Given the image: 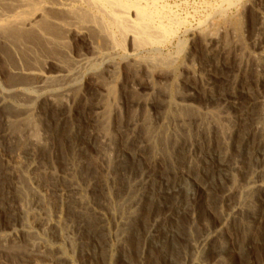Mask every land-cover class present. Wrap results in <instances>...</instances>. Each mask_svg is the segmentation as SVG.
I'll use <instances>...</instances> for the list:
<instances>
[{
  "label": "bare ground",
  "instance_id": "1",
  "mask_svg": "<svg viewBox=\"0 0 264 264\" xmlns=\"http://www.w3.org/2000/svg\"><path fill=\"white\" fill-rule=\"evenodd\" d=\"M239 1L240 0H222V2L226 4L227 8L225 7V9H223L221 7L220 8L218 7L216 12L220 16L225 17L227 16L226 15L227 10L236 7ZM175 4L176 3H174V5ZM222 4L220 2L221 6ZM238 5H237L238 7L241 6L240 4ZM243 7L245 8L246 4ZM244 8H242V10ZM251 8L253 10V7ZM251 8H249L250 11ZM174 10H175L174 7L171 4H169L166 0H0V61H1L0 111L2 115L1 124L3 126L2 130H0L1 142L5 141L10 147L12 146L16 147L18 145L23 144L24 146L26 145V147L28 148L29 147L32 148L33 146L36 148L38 147L40 149L41 148L43 149L44 146L45 147L47 146L43 144L42 141L40 140L41 138L37 136L38 132L35 131V128L32 129H34L33 131H35L37 134L33 131H32L33 133L31 132V134L30 132H28L29 135H27V137H26L27 131L22 132L21 130V126L22 127L25 126L27 122L30 121L29 112H31V107L40 100H44V103L47 104L48 106H51L52 104L58 101L60 105L64 104L62 106H65V108L67 109V111L62 112L60 114V118H58L59 123L65 124L66 122L68 121L70 122L71 120L70 108H68L67 102H72L73 104L77 96L78 95L84 96L87 90H89L90 93L98 94L99 99L98 101L96 100L97 103L89 109V112L92 113V120L94 122V126H92L93 128H91V131H89V136H88L89 139L87 140L88 144L86 142L85 143L87 145L89 144L91 146L93 145L92 146L93 148L96 145L97 152L100 155L99 156L96 153V155H98V157L97 156L96 157L100 162L99 164L100 170L98 171L97 169L98 167L94 166L92 168L93 170L90 168L93 172H91V170H89L90 172H86V168L84 167L87 166H85L83 162L81 163V159H80L78 163L71 164L69 167L67 166L68 168L66 169L65 172H62L63 174L61 176L57 175L54 171H51L49 173L50 174L49 178H51L55 182H57L60 179L62 181L63 180L66 181L67 188L65 192L64 190H62L61 192H58L62 194L61 195L58 194V195L60 197L65 195L66 198L73 196L74 199L67 198V199H71L70 202L68 201L69 205L66 200L67 206L70 207V210L72 208L73 212L75 211L78 215L80 214L82 215V212H84L85 214L88 213L93 217V219L95 218V222L96 219L98 220L97 221V223L99 222L98 229L96 230L94 229V231H88L90 228L88 229V227L83 224L85 222L82 221L77 224V232L79 234H84L86 230L85 227H87L88 232L86 235H89V237H91L92 239H95L97 237L100 238L99 236L101 235L103 239L101 248H103L106 251L107 256L110 255V258L107 260L108 264H112V260H113L112 254H114L115 251L113 250L114 248H112L111 247L112 245L110 244L112 242L111 239H116V234L114 232L113 234L115 235H113L111 230H109L107 226L108 225L107 219L103 211L104 202L101 205L95 204L98 207L95 208L94 204L88 202L84 197V195L86 196L87 193H89L90 195H94L97 189H99L104 195L106 210L111 212V213L109 212V215L114 221L115 231L117 234L118 233L122 234L127 229H130L128 227L132 226L130 225L131 221L132 223H135L138 219L140 220L142 215L140 213V211L142 210L141 207L143 206L146 197L149 196L148 192H150V190H152L154 186L158 187V195L161 194L162 196V197L160 196L161 199H164L169 194L177 193V201H176L177 216L179 212L187 211L186 212L187 217L190 218L189 222L184 224L186 225L184 226V230L182 231L184 232V234L183 233L178 234V237L181 238L182 240V244L181 245L179 244L177 248L179 250L177 252V264H222L219 260L220 259L222 260L223 255L224 256L228 255L233 250L231 244H227L226 242L223 243L224 241L223 239H225L226 236H229L228 234H230L231 232L230 226L237 225L238 228L242 230L241 232H243L244 240L243 243L239 245L238 248L239 251L240 249L242 251L247 250L249 247V243H251L249 241L250 238L254 236V234L252 233L253 234L252 236V234L250 233L251 230H253L250 228V226L253 225V227L255 228L258 227V232H260V230L263 231L261 229L262 227L264 229V142H263L264 93H260V92L258 93V91H256L255 93L256 95H254V97L252 98V102L251 103L249 102V104H246L247 106L244 107L240 103V100H238L239 99L238 97H240L239 95L243 93V89H244L243 83H245L246 80L244 81L239 80V82H237L235 78L234 79L232 78L234 82L233 81L227 82L228 90L225 93L221 92V94L219 92H213L209 88H205L206 103H208L209 105H213V104H220L221 101H224L225 103L224 107L226 108V111L231 110L235 113L233 116L234 121L231 124L232 125L231 127H229L230 125L229 126L227 125L228 123L225 125L224 123L226 122L221 123V125L217 126L218 131H220L219 135L221 136V143H222L221 149L219 148L218 151L214 150L211 144V136H210L211 134L209 130L210 128L208 126L209 123H207L206 126L208 127H206L204 125L206 122L203 120L201 121L199 119L200 122H205L203 124L205 127H196L198 130H202L206 134V135L204 134L205 136L204 144L196 141L191 142L192 138L189 131L190 127H187L185 125L183 128L180 129L183 131V132L181 131L182 132L181 136L177 134V141L175 140L176 135L172 136L174 137L175 142H177L176 144L177 149L172 150L171 148L172 151L170 154L171 156L166 157L168 156L169 148H167L166 145L164 146L163 149L157 148V144H159L157 143V141L159 139L162 140L163 138V141H166V143L169 142L168 141L169 139H167V136L171 135L170 133H169L170 135L168 134L169 128L167 127L168 132L164 131V133L162 130H165L166 127L164 129L161 128L162 130L159 128L162 131V133L158 135V127L156 128L157 131L154 130L155 129L154 127L153 130L155 132L153 130H151V132L148 131V134L146 133L147 138L145 139V145L149 148L148 150L151 152L152 161L151 160L150 161L152 162V164L149 165V167L147 168L145 167L136 168L138 174L134 172L132 173L131 172L132 170L130 169L129 166H128L129 168L128 167L126 168V166L119 168L118 166V165H124L123 163L125 162L126 155L128 154L120 153L121 151L120 152L116 151L117 149H115L114 147L117 146L118 143L117 145L114 144L115 146L111 145V143L113 144L112 140L115 141V139H113L114 135L112 136L110 131H112V133L113 131H116L118 133L120 132L119 136L123 132L126 133L127 131H130L131 138L128 137L125 139H127L129 144L133 145L134 138L132 137H134L135 134L132 136V132L134 130L133 127L134 124H132L131 126V124L128 123L129 121L125 123L121 120H117V118L120 119L121 117H118L119 116L118 114L120 113L117 112L118 110H116V108L112 110L115 106L114 107L112 106L109 99L114 95L113 92L114 89L109 86L110 83L109 81L113 79L115 80V77H119L118 72L121 70L124 71L122 72L123 77L121 79L122 80L121 92L123 95L126 92L131 93L132 90L134 92L135 91H140V93L144 92L145 89H143L144 87H142V85H139L138 89L135 90L132 87V85H130V83H133V81L137 80L138 75L139 76L144 75L145 77H149L151 75L150 73L151 70L159 66L160 61L159 60L157 61V58L162 55V50L168 47V45L171 44L173 41H176L175 46L178 49V52L181 51L182 50L181 47L183 46V42L181 40L182 34L186 36L187 34H190L195 39L200 41L203 50L205 51L204 53L206 54V58L211 59L213 57L212 48H215L217 46L216 44L218 43L219 45L220 42L218 40L219 32L223 30L224 33L225 32L228 33L226 29L229 28L228 24L230 23V21H228L229 23L226 26L224 25L226 19L225 20L223 19L224 23H222V25L220 23L218 24L216 23L217 25L214 24V27L217 29V32L221 29L218 32V35H216L217 32L214 33L213 31L212 32L210 31V28L213 26L212 22H210L211 27H209L210 25L208 26L206 25V27H209L207 29L205 28L206 30L202 29L201 23L200 24L198 23L199 26H197L195 30L193 29L194 30L193 31L192 28L191 29L188 28L191 24L189 25L188 23L189 26H187V19H186L187 16L182 17ZM246 11H244L243 13H245ZM258 14L260 13H257V16ZM211 16H213V14ZM214 16L216 17V15ZM254 16H256V13ZM259 18H260L259 27L258 28L256 27L255 30V32H257L255 36H257L258 39L256 41L254 40L255 42L254 41L253 42L256 44L254 43L253 44L254 46H257V49L260 52L257 53L258 50L255 51L254 49L255 53L257 54V55L254 54L255 55L254 56L253 55L254 52L253 53L250 51L247 52V50H245L242 46H239L238 49H235L236 51L238 50L237 51L238 53L235 50H233L237 53L236 58H238V63H237L238 68L235 71L236 73L234 76L236 78L243 79L244 76L240 74H244L246 69L250 67L252 68V70H255L256 72L260 71L258 72L260 73V76L258 75L256 84L263 85L264 84V49H263L264 46L262 47V45L264 44L261 45L260 43H262V41L264 40V33H263L264 17L260 15ZM217 20L218 18H216V21ZM213 21L215 20L213 19ZM202 24H204V22H202ZM256 24L258 25V22H256ZM231 26L230 28L232 29ZM238 27H239V23L237 22L234 25L232 31H234V29H236L235 31H238L237 30ZM258 41L261 42L257 43ZM223 42H221V44H223ZM234 43H236V45L238 46L237 42ZM83 49L85 51L84 53H82ZM178 52L175 53L178 54ZM165 55L168 56L167 52ZM117 57H120V61L116 64L114 60ZM160 60H162L160 64H162L164 68L166 67L165 71L168 72L167 69L171 66L172 62H170L169 65V63L164 61V58L163 59L161 58ZM85 68L91 70V73H89L90 74L89 76H91V81L89 83L86 82L87 79L85 80L87 74L85 75L84 73H82V70ZM218 68L220 70H223L224 67L221 66ZM107 81L109 83H107ZM140 81L142 80L140 79ZM208 83H206L208 86H211L213 84V83L211 84V82L209 84ZM223 84L225 83L223 82ZM220 86L222 87L223 85ZM134 95L135 94H133V96ZM189 96L192 99L194 98L193 94H190ZM113 100H114V96L112 101ZM132 100L133 99H131V102H133ZM180 101L184 102L185 99H180ZM108 102H110L109 103V105H111L110 108L108 106ZM139 102L140 101H135V100L134 103L127 102L129 104L128 105L129 107L128 106L126 107H128L129 109L131 107L132 108L141 107ZM113 105L115 104L113 103ZM123 105L124 104H122V106ZM111 107L113 108L111 109ZM116 120L119 122V124L117 123L118 125H116L117 122ZM225 120L229 121L231 119L226 118ZM238 122L240 123L242 122V124L248 123L249 125L248 126L249 130L248 131L246 130L248 133L247 132L244 134L241 133L243 135H240L241 137L239 141H237V139L239 137L241 128L240 129L238 128L239 126ZM135 123L138 122L135 121ZM201 124H199V126ZM25 128L27 129L28 127L25 126ZM177 128H180V126L179 127L177 126ZM16 129L18 131H16ZM116 134L117 133H115V136ZM31 135L32 137H28ZM179 139L181 140L183 139L184 141L179 142ZM256 140L258 143L256 142ZM251 141L253 142V145H255V143L257 144L255 146L252 145L253 146L252 152L248 153L247 149ZM143 142H137L136 145L142 147ZM236 142H238L239 145H237ZM126 144L127 143H125V145ZM74 145H76L75 142H73L72 149L75 148ZM236 145L239 146L237 147V151H235L238 152L237 155H235L236 153H234V149ZM200 147L204 148V150L200 151L199 150ZM22 148L24 149V147ZM132 148L134 149V147ZM27 151L28 149L24 154L25 161L27 159L29 160L37 159V162H39V160L41 161V159H39L37 152L35 153V152H31V151L27 152ZM137 152L134 153L133 150V155L131 156L132 163L138 162L137 161L138 157L136 155ZM172 154L174 156L175 154H177V156L185 157L183 159L187 160L186 162H188L187 165L188 167L187 169L181 167V169L176 170V168L174 169V167H172L173 164H170L169 168L172 167L174 169L171 171V174L177 176V181L169 180V177L166 175L167 180L163 182L161 181L159 183L157 179L158 175L155 173V169H154L158 161L157 159H160L162 158L161 156H164L165 159L169 158L168 160L170 161L172 158ZM242 155L243 156L247 155L248 157L247 164H246L247 162L246 159H244L243 157L242 158L245 160V162L242 161V159L241 160L238 159ZM215 160L219 162L218 164L219 166L216 169L213 167L214 166L213 162ZM117 162L120 164L116 165ZM200 162L201 164L203 163L202 166H200L199 164ZM189 163H192L194 165H191ZM191 166H195L193 167L194 169L190 168ZM35 167L36 166L33 165V163L31 165H28V169L32 172L36 170ZM20 168H23V166L13 167L12 169V171H14L15 169L14 172L17 175L16 180L14 177V180L16 181L15 183H13L14 188L20 197L18 201L19 203L12 210V213L14 215L13 227L17 228L18 230L17 231L15 230V233L12 235L9 234L10 236L8 237H3V238L0 237V245L3 247L6 246V244L11 240L10 238H12L13 236L18 237L20 233L27 234L28 239H29V234L37 237L34 233H32L29 230L30 227H28V217H30L31 219L36 218L37 214L36 213L34 214V212H36L37 210H35L34 208L35 206H34L32 207V209L34 208L35 211L33 212L32 210L30 212L31 214L29 213L31 209L29 210V207L27 206L28 192L26 191H28V188H30V184H29L30 182L26 184L27 179L23 175L24 171L20 170ZM132 169L134 170L135 168ZM190 170L194 171L195 176H192ZM214 174L218 176V179L222 178L221 184L219 183L220 185L217 187L218 189L215 190L214 193L215 200L213 201L214 209H218L220 211V215L216 222L212 221L214 223L211 226L207 225L201 231L200 234L197 233L196 237L193 238L192 231L194 233L196 229L198 230L197 228L198 226L196 227V224L198 222L196 221L197 219L195 216L196 214L198 215V217L200 216L197 206H200L201 204L200 202H202V198H203L202 193L205 192L206 188L204 186H206V182H208V180H213ZM87 175H91V177H88ZM96 175L99 176L100 180L98 178H95ZM238 175L240 179L239 178L237 179ZM21 176L26 180V182L24 183L23 181L24 179H20L21 182L23 181L22 183L25 184V187L22 186L23 184H21L19 180V177ZM77 176H79L80 180H83L82 183L84 184L82 185H85L83 189H81L80 185L78 184L80 181L77 180L76 178ZM197 177H200V179L199 178L197 179ZM92 178L98 180V181L96 180L97 181L96 184L95 182L90 181V179ZM84 190L86 192H83ZM35 192L36 191H34L33 193L35 194ZM53 192L57 194L56 189ZM34 194L33 197L37 198L38 196L37 192L36 195ZM111 195H113V198L115 197L120 199L122 197L123 198L122 200H124V202L125 199L127 201V206L126 208H124L123 206L124 203L121 200L122 204H121V208L120 206H118V210L120 211L117 213V217H115V215L112 214V210L114 208L112 206L113 203H111L112 202L111 200L112 197L110 198ZM119 195L121 197H119ZM182 197L185 199L186 203L183 201ZM37 199L39 200V198ZM37 199L36 200L32 199V202L33 200L34 202L36 201L38 202ZM119 199L118 200L114 199V200L118 202ZM152 199H154L152 200L153 204L156 205L157 207H162V208L163 206L165 207L164 202H161V200L158 197L153 198L152 196ZM29 201L31 204L32 203L31 200ZM122 209L123 210L127 209L125 211L127 213L125 214ZM132 209L133 210L135 209L136 212L135 213L130 212V210ZM40 211L41 209L39 210V212ZM113 211H115V209ZM41 212H43V210ZM160 213L155 214V216L150 218L151 221L148 224V227L146 228V230H144V232L142 230V232L144 233L143 236L145 235V237L142 240L143 244L139 250L140 252L138 251L140 255L139 264H144L143 263L144 259L147 258L146 255L148 256L150 249L156 246L157 242L155 244L154 240L157 237V232L161 231V234H163V236L167 235L168 228L166 227L165 224L170 219L171 215H168L166 213H162L161 215ZM208 213H210V211ZM37 216L40 217V215ZM45 216L47 217L48 215ZM81 217L84 218V216ZM58 220L60 221V218L57 219L56 222L54 223L51 222L49 219L47 220L45 218L44 221L40 222V224H42L44 228L46 227L45 229H49V230L54 229L53 231H56V233L58 234L57 237H59L61 242L65 244V247L66 245L69 244L71 245V241H70L71 235L69 234L72 233L71 231L74 228L69 230L70 226L68 224V229H67L68 232H66L67 224H64V226L66 225V228H64V226L62 227L60 224H58L59 222ZM195 221L197 223H195ZM127 232L128 231H126L125 233L127 234ZM132 233L134 235V232L131 231V234ZM139 234L142 233L139 232ZM250 234L251 236H249ZM260 234L261 237L258 236L259 239L257 243L264 244V233L260 232ZM158 235L160 237V234ZM80 236L79 238H81ZM33 239L35 238L33 237ZM40 240H42L43 242L41 243L36 242L37 239L35 242L32 240H26V243L30 250L29 252H31L32 257L33 254H37V253L45 254V255L50 254L49 256L52 255L54 257L56 264L57 263L73 264V262L64 252L63 249L61 248L58 249L54 245H53L54 247L49 245L47 242L44 241V239H40ZM117 241L118 240H116V242ZM183 241L185 242L183 243ZM11 242L14 241L11 240ZM217 242L219 243V245L215 246V248L217 247L214 250L216 251V253L214 254L211 260H206L205 259L206 254L208 255V253L212 251L211 246H213ZM79 246L82 245L79 244ZM79 246L77 247L76 245L77 251H78L77 248H79ZM86 246H90V245H86ZM118 251H119V247H118ZM38 257L40 256L38 255ZM33 259L34 258H32L31 260ZM172 264H176V263H172ZM260 264H264L263 261H261Z\"/></svg>",
  "mask_w": 264,
  "mask_h": 264
},
{
  "label": "rangeland",
  "instance_id": "2",
  "mask_svg": "<svg viewBox=\"0 0 264 264\" xmlns=\"http://www.w3.org/2000/svg\"><path fill=\"white\" fill-rule=\"evenodd\" d=\"M166 1L174 7V9H175L174 11H176L179 15H181L182 17L187 16L186 17L187 26H189L191 24L188 28H190V29L192 28V30L193 29L195 30L197 28V26H199L200 23L202 25V29H205V28L207 29V28L211 27L210 22H212L213 26L210 28V31L211 32L213 31L215 33V32H217V29L214 27V24L217 25L218 23H220L222 25V23H224L223 19L224 20L226 19L224 25L227 26V24L229 23L228 21H230V23L228 24L229 28L227 27L228 29H226V31L228 33H226V32L224 33L223 30L221 32H219L221 29L218 31L219 35L217 32L216 35H218V40L220 42H219V45H218V43L216 44L217 48L216 47L212 48L213 49V51H212L213 57L211 59L206 58V54L204 53L205 51L203 50V47H202L200 41L195 39L190 34H187V36L182 34L181 40L183 42V46L181 47L182 50L180 49L181 51L178 52V49L175 46L176 41H173L171 44L168 45V47L164 48L162 50V55L157 58V61L158 60L160 61L159 66H157V67H155V69L151 70V72H150L151 75L149 77H145L144 75H140V76L138 75L137 80L133 81V83H130V85H132V87L135 90L138 89L139 85H142V87H144L143 89H145L144 92H141L142 94L140 93V91L134 92L133 90L131 93L126 92L124 95L122 94V92H121L122 80L121 79L123 77L122 72H124V71L120 70L118 72V75L120 78L115 77V80L114 79L110 80V81L108 80L110 83L107 81V83H109V86L114 89V91H113L114 92V95H113L114 96V100H113L114 102L112 101L113 96L109 99V101L111 102L113 107L115 106L114 108L111 107V109L113 108L112 110H114L116 108V110H118L117 112L120 113V114H118L119 115L118 117H121V118L120 119L117 118V120H121L125 123H127L129 121L128 123L131 124V126H132V124H134L133 125L134 130L132 132V136L135 134L136 137L135 136L132 137V138H134L133 145H136L137 142H143L144 141L142 147H139L138 145L133 146V145L129 144L127 139H125L128 137L131 138V132L130 131H127L128 133L123 132V133H121L120 136H119L120 132L118 133L116 131H113V133H112V131H110L111 135L112 136L114 135L113 139H115V141L112 140L113 144L111 143V145L115 146L114 144L117 145V143H118V145L114 147L115 149H117L116 151L117 152L121 151L120 153H124V154L127 153L128 154V155H126L125 162L123 163L124 165H118V164H120L118 162L116 165H118L119 168L123 167V166H126V168H127L129 166L130 169L132 170L131 172L132 173L134 172L137 174H138V172L136 171V168H141V167L147 168V167H149V165L152 164L151 152L148 150L149 148L145 145V139L147 138L148 131L151 132V130H153L154 127H155V129H154L155 131H157L156 128L158 127V135L160 133H162V131L164 133V131H167V129L169 128L168 129L169 132L167 131L168 134L169 133L171 134V135L169 134L170 136H167V139H169L168 140L169 142L166 143V141H163V138H162V140L159 139L157 141V143H159V144H157V148L163 149L165 145L167 146V148H169V153H168V156H166V157L171 156L170 155L172 152L171 148H172V150L177 149V145H176L177 142H175V140L177 141V134L181 136L183 131L180 129L183 128L185 125L187 127H190L189 131H190L191 138H192L191 142L196 141V142H200V143L204 144L205 143V136H204L205 133L202 130H198L196 127H205L207 125V123H209L208 126L210 128L209 130H210V134H211L210 136H211L212 147L216 151H218L219 148L221 149V145H222L221 136L219 135L220 131H218L217 126L221 125V123L226 122L224 124L226 125L228 123L227 125L228 126L230 125L229 127H231L232 126L231 124L234 121L233 116L235 113L231 110L226 111V108L224 107V105H225L224 101H221L220 104H213V105H209L208 103H206L205 102V96H206L205 88H209L213 92H219L221 94V92L225 93L228 90L227 82H232V81L234 82V80H233L234 78H235V80H237V82H239V80L240 81L246 80L245 83H243L244 84L243 93L242 94L240 93L241 95H239L240 97H238L239 98L238 100H240V103L244 107L247 106L246 104H249V102L250 103L252 102V98L254 97V95H256L255 94L256 91H258V93L259 92L264 93V84L263 85L256 84V80L258 78V75L260 76V73H258V72H260V71L256 72L255 70H252V68L248 67L244 74H240V75L244 76L243 79L236 78L234 76L236 73L235 71L238 68L237 67L238 58H236L238 50L236 51L235 49H238L239 46H242L245 50H247V52H249V51L252 53L254 52L253 55L254 54L257 55L255 53V51H257L258 49H257V46H254V44H256L254 42L258 38H257V36H255L257 33V32H255V30H256V27L257 28L259 27V21H260L259 16L261 15L264 17V0H240L241 2L239 1L237 3V5L240 4L241 6L238 7L239 5L238 6L236 5V7L231 8L230 10H227V13H226L227 16H225V17L220 16L216 12L218 7L219 8L221 7L223 9H225V7L227 8L226 4H224L222 2V0H218V1L217 0H170V1L166 0ZM183 2H185V3H183ZM220 2H221V4L223 3L222 6L220 5ZM174 3H176L178 5H176V4L174 5ZM243 3H244V5L246 4V7L248 9L246 7L245 8L243 7L244 6ZM218 5H220V6H218ZM251 7H253V10ZM212 8H213V11H212ZM242 8H244L248 11H246L244 9L242 10ZM249 8H251V11L249 10ZM244 11H246V12L243 13ZM253 11H255V12H253ZM255 13H256V16H254ZM257 13H260V14H258V16H257ZM212 14H213V16L216 15V17L211 16ZM216 18H218L217 21H216ZM213 19L215 21H213ZM202 22H204V24H202ZM235 22L239 23V27L237 29L238 31H235L236 29H234V31H232L234 25L236 24ZM256 22H258V25L256 24ZM188 23H189V25H188ZM205 23H207V24H205ZM206 25L207 26L210 25V26L206 27ZM229 25L230 26L233 25V26H231L232 29L230 28ZM244 25H246V26H244ZM230 31H232L233 33ZM237 32H238V34H237ZM251 33H253V34H251ZM231 35H233V36H231ZM232 38H233V40H232ZM226 41H228V42H226ZM221 42H223V44H221ZM234 42H237L238 46ZM260 42L258 41L257 43H260ZM263 42H264V40L260 44L261 45L264 44ZM263 46L264 45H262V47ZM254 49H255V51H254ZM263 49H264V47H263ZM233 50H235L237 53ZM84 52L85 51L83 49L82 53H84ZM166 52H167L168 56L165 55ZM175 52L176 53L178 52V54H176ZM259 52L260 51L258 50L257 53H259ZM252 53H251V55H252ZM160 57L162 59L164 58V61L169 63V65H170V62H172L171 66L167 69L168 72L165 71L166 67L164 68V66L162 64H160L162 61V60H160L161 59ZM168 57H170V58H168ZM114 61L117 64L120 61V57L115 58ZM0 64H1V61H0ZM221 66L224 67L223 70H220L218 68ZM160 72H161V74H160ZM82 73H84L85 75L87 74L85 80L87 79L86 82L89 83L91 81V76H89L90 75L89 73H91V70L85 68L82 70ZM140 79L142 81H140ZM208 82L209 83L211 82V84L212 83L213 84L211 86H208L206 84ZM223 82L225 84H223ZM220 85H223V86L221 87ZM256 89H258V90H256ZM88 91L89 90H87V92H85L84 96L78 95L76 100L73 102V104H72V102H67V104H68L67 106H68V108H70V117H71L70 119L71 120H70V122L68 121L65 124L59 123V120H58V118H60V114L64 111H67L65 106H62L64 104L60 105L59 102L57 101L54 104H52L51 106H48L47 104L44 103V100H40L39 102H37L35 105H33L31 107V112H29L30 113L29 114L30 115L29 116L30 121L27 122V124L25 125L28 128L26 129L25 126H23V127L21 126V130H22V132L27 131V133H26V137H27V135H29L28 132H30V134H31V132L34 130L32 128H35V131H37L38 134L35 131H33V132H35L37 134V136H39L41 138L40 140L47 147L44 146L43 149L42 148L40 149L38 147L36 148V147L32 146L33 149L31 147H29L31 149L30 150L28 147H26V145L24 146L23 144L18 145L16 147L15 146L10 147V146H8V144L5 141H2V142L0 141V237L1 238L8 237V236L14 234L15 230L16 231L18 230L17 228L13 227L14 215L12 213V210L17 206V204L19 203L18 202L19 198H20L19 194L15 191L14 184H13L16 182L15 180L17 177V175L14 172L15 169H14V171H12L13 167H18V166L22 167L23 166V168H20V170L24 171L23 175L26 177L27 182L22 176L19 177V180L24 179L23 181H24V183L26 182V184L30 182L29 183L30 188H28V191H26V192H28L27 193L28 194L27 195L28 196V199H27L28 205L27 206L29 207V210L31 209L29 211V213L32 210H33V212L35 210H37L36 212H34V214L36 213L37 215H40V217L36 215V218H34V219L33 218L31 219L30 217H28V227H30L29 230L32 233H34L37 237L29 234V239H28L27 234L20 233L18 237L13 236L12 237L13 239L10 238L14 242H11V240L9 239L10 241L7 243L8 245L6 244V246H4V247L0 245L1 246L0 247V264H33V262H34V264H56L54 257L52 255L49 256L50 254L45 255V254H38V253L33 254L32 253L33 254V257H32L31 252H29L30 250L28 248L26 240H32L35 242L36 239H37L36 242L41 243L43 241L40 239H44V241L47 242L49 245H51V246L54 245L58 249H60V248L63 249L64 252L71 259L73 264H108L107 260L110 258V255L107 256L106 251L103 248H101V245L103 243L102 242L103 239H102L101 235L99 236L100 238L97 237L98 239L97 238L92 239L91 237H89V235H86L88 231H94V229L95 230L98 229V226H99V222L97 223L98 220L96 219V222H95V218L93 219V217L91 215H89L88 213L85 214L84 212H82V215L81 214L78 215L75 211L73 212L72 208L70 210V207L67 206V202L68 201L70 202L71 199H74L73 196L67 197V198H71V199H67L65 195L60 197L59 195H61L62 193H58V192H61L62 190H64V192H65V190L67 188L66 181L63 180L64 181L63 182L60 179L57 182H55L54 180L49 178L50 177L49 173L51 171H54L57 175L61 176L63 174L62 172H65L66 169L71 164L78 163L80 159H81V163L83 162V164H85V166H87V167H84V168H86V172H90L89 170H91L94 166L98 167L97 168L98 171L100 170V165H99L100 162L97 159L99 153L97 152L96 145L94 146V148L92 147L93 145L92 146L90 144H89L90 146L87 145L88 144L87 140L89 139L88 138L89 131H91V128H93L92 126H94V122L92 120V113L89 112V109L97 103L99 98H98V94L90 93V91L89 92ZM132 93L135 95L133 96ZM136 94H138V95H136ZM190 94L194 95V98H193L194 100L189 96ZM130 98L133 99L132 100L133 102H131ZM188 98H190V99H188ZM180 99H185V101L181 102ZM134 100L140 101L139 103H140L141 107H138V108L137 107L136 108L131 107L129 109L128 103H134ZM7 101H9V100H7ZM110 102H108L109 108L111 106V105H109ZM113 103L115 105H113ZM121 103L124 105L122 106ZM126 106H128V107H126ZM145 106H146V108H145ZM35 108H37V109H35ZM182 111H183V113H182ZM255 111H256V108H255ZM177 114H178V116H177ZM1 117H2V115H1V111H0V130H2V128H3L2 124H1ZM226 118L231 119V120L226 121L225 120ZM172 119H174V120H172ZM186 119H188V120H186ZM199 119L201 121L202 120L205 121L206 123L200 122ZM214 119L216 121L219 120L220 124H219V121L216 122ZM189 120H190V122H189ZM135 121L138 123H135ZM187 121L192 125V127ZM117 123L119 124L118 121L116 122V125H118ZM151 124H153V125H151ZM199 124H201V125L199 126ZM238 125H239L238 128L239 129L241 128V129H240V133H239V137H238L237 141H239V139L241 137L240 135H243L244 133H246L249 130L248 123L242 124V122L241 123L238 122ZM142 126H143V128H142ZM177 126L178 127L180 126V128H177ZM208 126H206V127H208ZM23 128H25V129H23ZM159 128L160 129L165 128V130L161 129L162 130L161 131ZM131 129H133V128H131ZM16 131H18V130L16 129ZM138 131H140V132H138ZM144 131H146V132H144ZM114 132L117 133L116 136H115ZM241 133H243V134H241ZM155 136H157V135H155ZM172 136H175V140H174V137H172ZM28 137H32V135L28 136ZM170 137H171V139H170ZM182 141H184V140L179 139V142H182ZM73 142H75V144H76V145H74L75 148L73 147L75 150L72 149ZM256 142H257V140H256ZM263 142H264V138H263ZM123 143H124V145H123ZM125 143H127L126 144L127 146L125 145ZM161 143L164 145H162ZM236 143H237V145H239L238 142H236ZM257 143H255V145ZM128 144H129V147H128ZM237 145L235 146V149H234V153H236L235 155L238 154V152H235V151H237V147H239ZM252 145H253V142L251 141L249 144V147L247 149L248 153L252 152L253 146H255V145H253V146ZM125 146H126L127 150L125 149ZM22 147H24V149ZM132 147H134V149ZM27 149H28V151H31V152H35V153L37 152L39 159H41V161L39 160V162H37V159L36 160L27 159L25 161L24 154L26 153ZM137 149L138 150L140 149V150L138 151ZM23 150H25V151H23ZM124 150H126V151H124ZM133 150H134V153H136L138 151L136 154L138 157L137 158L138 162H134V163L131 162V156L133 155ZM199 150L202 151V150H204V148L200 147ZM96 153L98 155H96ZM173 154H174V151H173ZM173 154H172V158L170 161L168 160L169 158L165 159L164 156H161L162 158L157 159L158 164L156 163V167L154 169H155V173L158 175L157 179H158L159 183L161 181L163 182V181L167 180L166 175L169 177V180L177 181V176L172 175L171 171L174 170L175 168H176V170H178V169H181V167L185 168V169H187V167H188L187 166L188 162H186L187 160L183 159L185 157L181 156L182 157L181 158L180 156H177V154H175V156ZM173 156H174V158H173ZM244 156L242 155L238 159H240V160L242 159V161H244V162H245L244 159H246V161H247L246 164H247L248 163V157H247V155H244ZM181 159L183 160V162ZM177 160H178V162H177ZM27 161H29V162H27ZM215 161L213 162V165H214L213 167L216 169L219 166L218 165L219 162H217V160H215ZM13 163H15V164H13ZM30 163L31 164L33 163V165L36 166L35 167L36 170L33 172L28 169V165H31ZM170 164H173L172 167H174V169L172 167L169 168ZM189 164L194 165L192 163H189ZM199 164H200V166H202L203 163L201 164V162H200ZM16 165H18V166H16ZM196 165H198V164H196ZM195 166H191L190 168L194 169L193 167H195ZM24 167H25V169H24ZM132 168H135V169L133 170ZM215 169H214V171H215ZM92 170H91V172H93ZM31 172H32V174H31ZM84 172H85V169H84ZM166 173H168V174H166ZM9 174L13 175V176H10ZM191 174H192V176H195L194 171H191ZM87 176L91 177V175H87ZM97 176L98 175H96L95 178L99 179V176L98 177ZM14 177H15V180H14ZM76 178L78 181H80L78 183L80 185V188L83 189L85 187V185H82V184H84V183H82L83 180H80L79 176H77ZM136 178H135V180H136ZM198 178L200 179V177H197V179ZM238 178H239V175H238L237 179ZM221 179L222 178L218 179V176L214 174L213 180H208V182H206V186H204L206 189H205V192L202 193V195H203L202 202H200L201 203L200 206H197L199 214H200V216H199L200 218L198 217L197 214L195 216L197 219L196 221L198 222L197 223L195 221V223H197L196 227L198 226L197 227L198 230L196 229L198 232L195 230V232L193 233V231H192V237L193 238L196 237L197 233L200 234L201 231L207 225L211 226L214 222H216L218 220V217L220 215V211L218 209H214L213 201L215 200V197H214L215 190L218 189L217 187L221 184ZM96 180L97 179H93V178L90 179V181L95 182V184L98 181V180L97 181ZM20 182H21V180H20ZM22 182H21V184H23L22 186L25 187V184ZM116 187H119V186H116ZM55 189L57 190V194L55 192H53ZM32 191L37 192V194H38L37 198H39V200L37 198L33 197L34 193ZM36 192L34 195H36ZM83 192H86V191L84 190ZM148 195L150 197L149 196L146 197L145 202H144L143 206L141 207L142 208V210L140 211V213L142 214L141 218H140V220L138 219L135 223H132V221H131L132 224L130 223V225H132V226H129L128 228H130V229L126 230V231H128L127 232L128 235L125 233L126 232L125 230H124L125 232L123 231L124 233H122V234L116 233L114 221L109 215L110 211L106 210V206H105L106 203L104 200V195L99 189H97V191L94 193V195H90L89 193H87L86 196L84 195L85 199L88 202L94 204L95 208H98L95 204L101 205L104 202L103 203V209H104L103 211H104L105 217L107 219V224H108L107 226H108L109 230H111L112 234L114 232L116 234V239H111L112 242L110 244V245H112L111 247L114 248L113 250L115 251L114 254H112V258H113L112 264H139V261H140V259H139L140 258V255H139L140 251L139 250L142 247V244H143L142 240L145 237V235L143 236V234H144L143 232L148 227V224L151 221L150 218L155 216V214H159L160 212H161L160 213L161 215H162V213H166L168 215H171L170 219L165 224L166 227L168 228L167 229L168 230L167 231L168 236L167 235L163 236V234H161V231H158L159 233L157 232V237L154 240L155 244H156V242H157V244L155 247H152L150 249L148 256L145 254L147 258L144 259L143 263L144 264H172V263L177 264V252L179 251L177 248H178L179 244L180 245L182 244V240H181V238L178 237V234H182V233L184 234V232H182L184 230V226H186L184 224L188 223L190 218L187 217V213H186L187 211L179 212L180 215L178 214V216H177V204H176L177 193L169 194L168 196H166L164 198L165 199L164 200V199H161V197H162L161 194L158 195V187L154 186L153 189L150 190V192H148ZM152 196H153V198L158 197L161 200V202H164L165 207L163 206V208H162V207H157L156 205H154L152 202V200H154V199H152ZM119 197H121V196L119 195ZM207 197H208V199H207ZM31 198L34 200L37 199L38 202L39 201L40 202L38 203L36 201L37 202L36 203V202H34V200L32 202ZM110 198L112 200L111 203H113L115 206H117V207H115L112 204L113 208L115 209V211H113L114 209L112 210V214L115 215V217H117V213L120 211V210H118V206H120V208H121V204L123 202L124 203L123 206H124V208H126L127 201L125 199V202H124V200H122L123 199L122 197L120 199L115 198V197L113 198V195H111ZM114 199L115 200L119 199V201L116 202ZM182 199L185 202V199L183 197H182ZM29 200H31V202H32L31 204H30ZM66 200H67V202H66ZM121 200H122V202H121ZM69 202H68V205H69ZM32 207H34L35 210H34V208L32 209ZM40 209H41V211L43 210V212H41V211L39 212ZM126 210L125 209L123 210V212L125 214L127 213V212H125ZM154 210L156 213L154 212ZM83 211H85V210H83ZM152 211L154 214L152 213ZM162 211H164V212H162ZM209 211H210V213H208ZM33 212H32V214H33ZM130 212L135 213L136 211H135V209L134 210L132 209V210H130ZM45 215H48V216L46 217ZM88 215L91 217H89ZM81 216H84V218L86 220ZM79 217L82 219H80ZM45 218L47 220L49 219L51 222H54V223L56 222L57 219L60 218V221L58 220L59 221L58 224H60L62 227L64 226V224H67V228H66V225L64 226V228H66V230L68 229V224L70 226L69 230L74 228L71 231L72 233L69 234V235H71L70 236L71 245L69 244V245H66V247H65V244L61 242L59 237H57L58 234L56 233V231H53L54 229H51V230L45 229L46 227L44 228V226H42V224H40V222L44 221ZM88 218L91 220L93 219V220L91 221ZM82 221L85 222L83 224L86 225L88 227V229L89 228L90 229L87 231V227H85V229H86V230L84 229L85 233L79 234L77 232V224L82 222ZM212 221H214V222H212ZM71 224L74 226H72ZM236 226L235 225L230 226L231 232H230V234H228L229 236H226L225 239H223L224 241L222 240L223 243L226 242L227 244H231L233 247V250L228 255H225V256L223 255V259L222 260L220 259L219 261L222 264H227V263L228 264H249V263L260 264L261 261H263V263H264V244H258L257 243L259 237H261L260 232L264 233L263 227L261 228L263 231L260 230V232H258V227L255 228V227H253V225L250 226V228L253 229V230H251L250 233L254 234V236L252 234L253 237L250 238L249 242H251V243H249V247L247 250L242 251L240 249V251H239L238 248H239V245L243 243L244 236H243V232H241L242 230H240L238 228V226L237 227ZM142 230H143V232H142ZM131 231L134 232V235H133V233L131 234ZM135 231H136V233H135ZM66 232H68V230ZM139 232H141L142 234H139ZM254 232H256V233H254ZM115 234H113V235H115ZM158 234H160V237ZM251 234L249 236H251ZM79 236L81 238H79ZM33 237L35 239H33ZM76 238L77 239L79 238V239L77 240ZM46 239H47V241H46ZM116 240H118L119 242L118 241L116 242ZM72 242L74 243V245ZM184 242L185 241H183V243ZM79 244L82 246H79ZM63 245H64V247H63ZM76 245H77V247L79 246V248H77L78 251L76 250ZM86 245H90V246H86ZM216 245L218 246L219 243L217 242L216 244L211 246L212 251L209 252L208 255L206 254V257H205L206 260L212 259V257L216 253V251H214L217 248V247L215 248ZM73 246H75V247H73ZM115 246H117V247H115ZM121 246H122V248H121ZM118 247H119V251H118ZM213 247H214V249H213ZM71 250H73V251H71ZM76 251H77V253H76ZM240 252H241V254H240ZM29 254L31 255L32 258H34L33 259L34 261L31 260L32 258L30 257ZM38 255L40 257H38ZM164 255H165V257H164ZM44 256H47V257H44ZM48 256L50 259L48 258ZM36 259H38V260H36ZM73 259L75 262L73 261ZM35 260L37 263L35 262ZM39 261H40V263H39ZM57 264H62V263H57Z\"/></svg>",
  "mask_w": 264,
  "mask_h": 264
}]
</instances>
